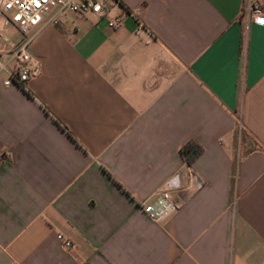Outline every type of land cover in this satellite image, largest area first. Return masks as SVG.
Wrapping results in <instances>:
<instances>
[{
  "label": "crops",
  "instance_id": "0c3cea01",
  "mask_svg": "<svg viewBox=\"0 0 264 264\" xmlns=\"http://www.w3.org/2000/svg\"><path fill=\"white\" fill-rule=\"evenodd\" d=\"M99 1L30 28L36 76L0 70V264H264V25L244 0ZM188 167L203 186L150 220Z\"/></svg>",
  "mask_w": 264,
  "mask_h": 264
},
{
  "label": "built area",
  "instance_id": "2783aa9c",
  "mask_svg": "<svg viewBox=\"0 0 264 264\" xmlns=\"http://www.w3.org/2000/svg\"><path fill=\"white\" fill-rule=\"evenodd\" d=\"M63 12L73 13L79 17L86 13L105 16L104 7L99 0H0V14H8L5 23L8 21L14 23L25 37L23 41L8 50L10 58L7 61H0V70H6L5 63H18L16 69L9 70V77L4 80L5 85L23 83L39 73V61L34 59L28 50L32 39V36L28 35L29 29L39 25L45 15H48V20L51 21ZM243 14L251 21L264 25V0H244ZM121 17L122 15L108 17L107 27L114 29L119 26ZM188 168V186H184L178 176L173 175L152 195L151 199L141 201L139 206L150 220L158 221L172 211L181 209L186 204V198L182 195L186 188L203 186V181L190 167ZM63 245L71 248L73 243L65 240Z\"/></svg>",
  "mask_w": 264,
  "mask_h": 264
},
{
  "label": "rangeland",
  "instance_id": "374dc122",
  "mask_svg": "<svg viewBox=\"0 0 264 264\" xmlns=\"http://www.w3.org/2000/svg\"><path fill=\"white\" fill-rule=\"evenodd\" d=\"M8 14H0V34L6 35L9 38L8 44L11 47L16 46L19 42L23 41L24 35L18 30L16 25L10 21L4 22ZM31 33L29 29L28 35ZM2 60V59H1Z\"/></svg>",
  "mask_w": 264,
  "mask_h": 264
},
{
  "label": "trees",
  "instance_id": "16d2710c",
  "mask_svg": "<svg viewBox=\"0 0 264 264\" xmlns=\"http://www.w3.org/2000/svg\"><path fill=\"white\" fill-rule=\"evenodd\" d=\"M202 152V147L198 146L195 141H188L182 148L181 154L184 160L191 164L194 159Z\"/></svg>",
  "mask_w": 264,
  "mask_h": 264
}]
</instances>
